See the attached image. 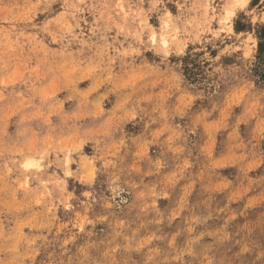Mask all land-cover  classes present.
<instances>
[{
    "label": "rangeland",
    "instance_id": "1",
    "mask_svg": "<svg viewBox=\"0 0 264 264\" xmlns=\"http://www.w3.org/2000/svg\"><path fill=\"white\" fill-rule=\"evenodd\" d=\"M264 0H0V264H264Z\"/></svg>",
    "mask_w": 264,
    "mask_h": 264
},
{
    "label": "trees",
    "instance_id": "2",
    "mask_svg": "<svg viewBox=\"0 0 264 264\" xmlns=\"http://www.w3.org/2000/svg\"><path fill=\"white\" fill-rule=\"evenodd\" d=\"M257 51L251 66V76L257 84L264 85V25L259 26L256 32Z\"/></svg>",
    "mask_w": 264,
    "mask_h": 264
}]
</instances>
